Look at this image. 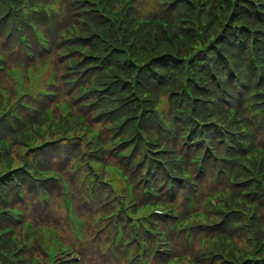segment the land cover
Wrapping results in <instances>:
<instances>
[{
  "label": "trees",
  "instance_id": "obj_1",
  "mask_svg": "<svg viewBox=\"0 0 264 264\" xmlns=\"http://www.w3.org/2000/svg\"><path fill=\"white\" fill-rule=\"evenodd\" d=\"M150 1L153 4L152 7L147 5L144 0H136L139 11H141L142 14L149 16V18L156 17L155 19H171L175 23V28L171 25H157L143 29H134L129 26V23L125 22L123 23V26L124 24L127 25V30L132 32L128 34L132 38L136 37L134 41L138 42V45H143L144 50L150 49L156 56L161 58V61L164 64V75L167 76L168 82L164 81L159 88H148L142 83H139L137 89L147 99L146 110L147 113L151 114L153 112L151 107V97H154V91H158L161 95V89L164 88L165 92L163 93V98L168 97L172 101V103L166 104V111L174 115V118L182 124L190 125L193 120L190 118L191 114H189V111H200V114H197V117H204L206 113L215 112L216 102L214 99L218 100L219 98L215 91L210 88V83L203 80L201 77V75H208L209 82L213 80L208 72V66L201 65L203 61L205 62L206 59L212 57L213 60L216 61L215 69L218 74L225 72L228 76L227 79L229 78L231 80V85H234V77L233 79L231 78L230 72H228V68L226 67L227 63L220 57V54L217 51L219 48H222L224 52H227V50L224 49V46L231 47L234 50L233 54L236 53L237 55L240 53L243 56L245 65H247L250 69L253 68L249 55L250 37L247 32H240L236 30L237 26L246 24L253 31H255L257 41L256 48L261 49L259 50L260 52H264V0H252L253 2H257L261 5L262 15L260 18L256 15L253 6L247 2L248 0L239 1L237 9L233 13V15H235L233 18H229L228 16L233 0ZM81 2L86 3L84 4V7H91L90 0H82ZM114 3L117 8L120 7V0H114ZM6 6H8L7 1L0 0V38L3 34L6 23ZM94 8L95 7H91V9H88L89 11H86L87 9L83 10L81 7V19L92 20L94 29L87 31L84 37H75L74 40L81 45L95 48L97 52L101 53L108 50V48L100 45L102 43V39L98 35H95L93 39H89V37L93 35L91 32L98 33L99 35H102L106 41L112 42L118 39L117 34L122 31L123 27L120 28L121 21L115 18L114 24L110 23L102 29L100 17L96 16L92 18V15L94 14L92 13V10H94ZM65 20L66 19L63 18H57L58 23L64 22ZM71 20L76 21L75 16H72ZM78 24L84 27L83 23L78 22ZM45 26H47L46 23ZM62 28L65 29L66 27ZM163 29H166L165 33L163 32ZM227 53H229V51ZM165 54L166 56H164ZM77 55H79V53ZM236 55L231 58L235 66L239 69L241 67L238 66ZM106 60H108V58H106L105 61ZM262 62L264 63V61ZM115 80L116 82L113 88H116L115 90L118 91V95L122 94L121 98L124 99L122 101L123 104H125L122 107L116 106V113L123 109L120 115L122 117L127 116L129 113H127L124 109H129L130 105H126V103L129 102L135 104L136 102L133 101V97H130L133 87L132 77L125 74L122 77H117ZM88 81H91V78H88ZM186 84L188 88L192 90L197 99L194 103L190 102L188 94L182 92L183 87ZM143 87L146 88V91ZM227 96H229V93L223 89L222 100L224 101V98ZM99 98L103 99L102 94H100ZM102 101L106 102V100ZM181 109L185 110L186 113L182 112L177 114L176 112H180ZM138 111L139 107L137 109V112ZM112 114L113 113H103L102 118L105 119V117H109ZM120 123L121 121H117V124ZM132 128L133 124L128 125L127 123L125 131H129ZM260 136L264 139V135ZM20 143V141H15V149L23 148ZM220 146V149L224 150V144H220ZM195 149L196 147H193V150ZM14 157L15 154L13 158ZM19 163L20 158L17 156L15 157V165L18 166ZM5 166V160L3 161L2 157H0V167L3 169ZM9 181L10 186H7V189H3L6 185H0V192L1 194L6 193L7 191L10 192L12 194L13 202H17V195L15 194L16 183L10 178ZM24 182L25 192L27 195L26 205L30 206L33 202V199L31 198V196H33V190L29 188L30 186L27 179ZM246 188H251V186L248 184L247 186L236 187L238 195H243ZM249 198L254 202H260L261 210H264V197L261 196V194L256 197L251 195ZM1 199L2 198L0 197V206H4L6 201ZM9 222H11V220L7 217L1 218L0 228L5 227V225ZM255 228L261 227L255 225ZM256 241L258 244L263 245L261 251L264 253V231L260 233L256 232Z\"/></svg>",
  "mask_w": 264,
  "mask_h": 264
},
{
  "label": "rangeland",
  "instance_id": "obj_2",
  "mask_svg": "<svg viewBox=\"0 0 264 264\" xmlns=\"http://www.w3.org/2000/svg\"><path fill=\"white\" fill-rule=\"evenodd\" d=\"M91 1V7H96L98 6L97 4V0H90ZM101 3H103V1H101ZM53 4V3H52ZM130 3L128 2V0H120V7L117 8L115 6V3H113L112 9L114 11L113 16L108 14H104L101 13L98 15L99 17H103L105 18L102 23L105 24H114V19L116 18V15H122L123 16V20H121L120 22V28L123 27V23L125 21H129V26L131 28H136L139 25H142L144 22L148 21V16H146V14H142L141 11H139L138 9H133L130 8ZM80 8V7H79ZM92 11H96V9L94 8V10ZM74 16H80V14H75ZM156 18V17H155ZM153 18V20L149 23H145L143 24V27H150V26H157V25H164L163 19H155ZM67 23V22H66ZM78 24V22H76ZM76 24V25H77ZM88 25L87 23L84 24V26ZM94 27H89L87 30L85 31H89V30H93ZM83 31L82 34H85L86 32ZM163 32H166V29H163ZM75 34H77V30L73 27L72 31H69L68 33L65 34L64 37H69V36H74ZM66 43V42H64ZM264 55V52H263ZM71 55H68L66 57V60L70 57ZM58 62L61 63V60L59 58H57ZM48 62H50V60H48ZM47 62V63H48ZM54 62V59H53ZM52 63V62H51ZM58 68V75L63 78V80L68 79L66 76V68L60 64V67L57 66ZM39 71H37L36 74H38ZM33 74V77L36 75ZM25 76L24 74L20 73H16L14 74V79H19L22 80L24 79ZM13 80L6 81L4 80V85L5 88L7 89L8 92L11 91V93L13 94L12 97V103H17V105L20 103L21 100L18 101L19 97H20V93L18 91L17 86L15 85V83L13 82ZM45 80V76H41L35 77V82H33V84H31L29 87H31V92L32 94L38 96L39 91H41L44 87H48L49 89L51 88L50 86H48L46 83H43V86H39L38 84L43 82ZM30 80L27 81V85L29 83ZM65 89H69L70 87L67 84H63ZM34 88H37V90L35 91ZM56 90V88H54ZM58 89L60 90L61 94L59 95V97H56L59 100H61L57 105L52 104V110L51 112H55V116L53 117V121L55 124L57 125H61L62 120H63V115H61L60 110H58V108L61 106L60 104L62 103H69L72 105V112L73 113H77V112H81L82 114H85L87 116V121L90 123V128L87 129L86 127H84L83 125H81L80 127H74L72 129V121L70 122H66V125L68 127V130L65 131V128L62 129V126L59 127V129H61V132H63L64 134H68L70 135L72 138V140L70 141V144H64L62 146V149H78L77 151L75 150V152H72V158H69L68 153H64L66 154V158L63 160V162H66L65 165H67L66 167L68 168L67 170H64V172H66V174H70L71 170H70V160H73L75 162H79L82 165H84L83 169L88 171L86 165L91 162L94 167L95 170L91 172L92 173H97V172H101L105 169H109L111 171L112 170V165L116 164L117 162H121V161H126L129 160V162H132L133 164H136L138 161L141 160V157L139 155L144 154L145 158H148L149 156H151V154L154 151H158L157 153H165V154H170L169 151H161L162 149V144H152V140L149 138H145V136H142V134H137L136 138H134L133 140H131L130 142H128V144H126V148H123L124 151H127L129 153L130 151V146L132 145V143L135 142V140L138 138V146L135 149V151L133 152V154L131 155V157L129 158H121V156H119V153L122 149H120L119 147H115V145L117 143H119V140H117L120 137V133L121 131L117 132V134H115L113 136V130H107L106 126L104 125L106 122H102L100 120H91V114L89 109L87 108H81V107H76L77 105L81 104L82 102L80 100H76V97L79 96V93L76 92L73 96H69V93L64 94L62 93V86L59 84L58 85ZM24 91H28V86L26 88H23ZM7 92V93H8ZM175 95V94H173ZM28 100V99H27ZM162 103V102H161ZM167 103H170V101H168ZM164 104V103H162ZM74 116V114H72V117ZM6 123L9 125L8 123V119L6 120ZM20 124V123H17ZM22 127V125H20ZM159 127L164 128L163 126L159 125ZM33 128V138H34V142L33 144L36 143H40L43 139L45 138H50V137H55L52 136L57 134L58 128H56L53 123H49L48 118L46 119H42L41 121L37 122V117H35V120H31L30 123L25 124V127H23V132H22V138L26 137V134H23L24 132H27L28 129H32ZM69 129H72L70 133H68ZM153 130V129H152ZM102 132V136L99 139V142L104 144L103 149H111L113 148V150L111 152H107L104 156V158H97V156H95L96 154V146L94 144L95 140L93 135L96 133ZM20 138V137H19ZM56 148H53L54 150H50L47 153L48 158L54 159L58 162L54 163L53 165L56 167H59L60 162L62 160L63 157V153H59L57 146H54ZM100 146H97V148ZM115 147V148H114ZM25 152V149L19 148V149H15V157H19V155L21 156L22 153ZM154 154V155H157ZM14 157V158H15ZM60 161V162H59ZM145 162V161H144ZM143 162V164H144ZM141 164V166L143 165ZM139 166V167H141ZM52 169H55L53 166L50 167ZM129 176L132 178V172L129 173ZM54 180V179H53ZM58 181V180H56ZM134 182V181H133ZM109 187H112V185H108ZM262 214H264V210H262ZM33 215V214H32ZM221 215L225 216V218L228 219H232L233 222L229 223L227 225V229H231L232 233L230 234V236L232 237L231 239L227 240V244L229 245L230 248L235 250V255L241 259V257L248 251V249L250 248L249 246V237H250V228H251V224H252V217H250V214H246V212L244 211H240V212H233L230 214H227L226 210L225 211H220V212H213L211 215V219L209 221V223L212 222H217L220 221V217ZM72 220L70 222V225L74 228H78L81 231L84 230L85 227V223L76 217V215L74 214V212H72ZM55 221L59 222L62 221L61 218H57ZM64 223V221H63ZM63 223H62V230H63ZM262 224L263 226L261 227V232L264 231V217L262 218ZM64 232V231H63ZM202 244H201V250H202ZM42 252H44V250L39 249ZM99 244L95 246L94 250H88L87 254H85L83 256V259H85L87 261L88 264H108L107 262H105L99 255ZM242 251V252H241ZM212 255L214 257H216V261H218V259H220V257L223 256V254L216 248H214V252H212ZM67 256V255H64ZM164 256V254H163ZM63 256H60V258H62ZM230 257V256H229ZM149 261L152 260L151 256L150 258H148ZM238 259V260H239ZM232 260V258H231ZM233 261V260H232ZM2 263V261H0ZM233 263V262H232ZM45 264V263H44ZM186 264V261H185Z\"/></svg>",
  "mask_w": 264,
  "mask_h": 264
}]
</instances>
